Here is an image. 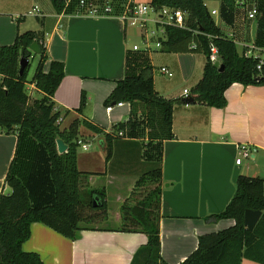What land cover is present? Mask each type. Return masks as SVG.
I'll return each instance as SVG.
<instances>
[{
	"label": "crops",
	"instance_id": "crops-1",
	"mask_svg": "<svg viewBox=\"0 0 264 264\" xmlns=\"http://www.w3.org/2000/svg\"><path fill=\"white\" fill-rule=\"evenodd\" d=\"M206 2L210 12L216 10L212 14L216 24L235 40L242 54L243 47L250 40L245 30L236 26L237 19L229 13L224 0ZM36 6L40 13L32 15L36 17L37 27L26 18V14ZM120 14L96 16L80 10L59 13L51 0H0V45L14 43L18 34L23 32L36 31L43 36L50 60L64 64V77L53 97L56 110L62 113V128L69 127L75 119H85L107 133L120 135L118 124L129 119V103L124 102L110 111L105 103L117 81L125 77L128 57L139 51L131 45L128 36L130 26L120 18ZM239 32L245 42L242 50L237 41ZM197 54H164L170 57L164 66L180 74L190 87L179 89L174 96L176 98H172L176 100L173 137L157 142L161 143L159 157L152 151L151 156H146L147 161L139 158L141 143L149 148L144 123L138 137L114 139L109 160L106 159L103 134L81 125L76 139L79 170L89 173L91 186L105 188L106 200L109 186H115L119 207L142 171L147 170L146 162H154L153 166L161 165V256L170 264L181 263L193 253L201 235L235 224L234 219L214 221L208 218L222 212L229 204L240 175L264 179V85L232 84L225 92L227 103L222 108L197 101L186 104L182 101L184 90L189 89V96H192L191 89L202 77L206 62L202 58L198 64ZM35 59L38 61L39 55ZM50 60L45 64V71L50 68ZM158 78L154 75L156 89L162 95L167 94V89L159 88ZM29 88L36 90L33 84H29ZM36 92L39 98L43 96L38 90ZM84 94L86 104L78 112ZM78 140L89 144V149L84 150L78 145ZM240 144H251L256 151L252 157L237 164ZM19 145L17 133H6L0 127V193L11 192L6 183L10 172L23 173L22 165L16 162ZM99 176L106 178L105 183L96 181ZM118 218L120 224L119 211ZM108 222L109 215L104 225H90L76 239H70L41 222H34L30 238L22 248L39 253L44 264H132L136 258L137 264L142 262L145 253L140 249L147 243L148 236L118 231V224L111 227Z\"/></svg>",
	"mask_w": 264,
	"mask_h": 264
},
{
	"label": "trees",
	"instance_id": "trees-1",
	"mask_svg": "<svg viewBox=\"0 0 264 264\" xmlns=\"http://www.w3.org/2000/svg\"><path fill=\"white\" fill-rule=\"evenodd\" d=\"M51 1L59 13H75L79 9L80 0H71L68 5L64 0ZM113 1L115 13H120L122 0ZM206 1L151 0L149 4L156 9L170 7L183 11L185 27L167 25L162 50L205 54L202 77L192 87L191 94L198 103L222 108L227 103L225 92L232 84L264 85V65L259 70V58L239 53L235 40L216 24ZM34 42L42 45V52L29 77L31 62L36 57L30 50ZM211 44L218 49L217 57L211 52ZM22 57L30 61L20 73ZM145 58L139 52L128 57L125 77L117 81L105 101L107 106L119 101L130 104V117L118 124L120 135H117L85 119H75L69 127H61L58 120L62 113L56 110L53 97L64 77V64L50 60L42 35L29 30L18 34L14 43L0 45V127L6 133L19 135L16 162L23 168L21 175L10 172L6 177L11 192L0 193V264H44L39 253L22 248L30 238L34 222L76 239L82 230L90 225L100 226L108 219L105 188L91 186L89 173L78 168L76 139L81 125L104 135L109 160L114 139L138 137L144 123L147 146H151L157 157L161 155V143L157 142L173 137L176 100L156 89L154 68ZM49 60L50 68L45 71ZM27 84H33L43 94L33 104H29ZM85 104L84 94L77 111L81 112ZM139 115L144 119L139 120ZM59 138L68 145L64 153L58 151ZM162 178L161 165L144 172L119 207L121 219L117 230L148 236L140 249L145 259L138 264H170L161 256ZM96 196L100 199L99 206H94ZM247 209L263 212L253 231L244 224ZM221 219H234L235 224L201 235L197 249L178 264H241L243 259L264 264V179L240 175L229 204L208 218ZM137 260L132 264H137Z\"/></svg>",
	"mask_w": 264,
	"mask_h": 264
},
{
	"label": "rangeland",
	"instance_id": "rangeland-1",
	"mask_svg": "<svg viewBox=\"0 0 264 264\" xmlns=\"http://www.w3.org/2000/svg\"><path fill=\"white\" fill-rule=\"evenodd\" d=\"M88 1L96 4V6L102 5V3H103L102 0H88ZM255 1H256L257 6H258V9H259V15L256 19V37L254 38L252 35L253 21L249 23V20L247 18V9L249 7H251L255 3ZM224 3L227 5L226 7H227L229 13H231L238 20V21L236 20V22H237L236 26H239L240 29L245 30V32L247 33V38L250 39V40H247V41H249V43L245 44V46L243 47L245 42L241 38V33L240 32L238 33L237 41H238L240 50H242V47L245 48L246 45L247 46H255L260 50V51H258V53H260L262 55V58H263L264 57V0H247L246 6L240 5L237 0H224ZM82 9L83 10H81V11H85L84 8H82ZM26 15H27L26 18H27L28 22L31 23V25H35V27H37L38 22L36 20V17H33L32 14H26ZM217 19H219V18H217ZM243 25H245V27ZM154 28H155L154 24L151 23L150 29L153 30ZM128 36H129V41L131 42V45L140 46L141 50H139L138 52L141 54H145V57H146L145 60H147V63L152 64V66L154 68V75L159 76V78H158L159 88L162 87L165 90L167 89L166 90L167 94H164L166 97L176 98L174 96L179 91V89L183 90L184 87H186V88L190 87L189 84H186V82H184L185 80L183 81L180 78V76H179L180 74H177V72L175 70L170 69V71L173 73L172 76H169V75L161 72V68L165 67L164 66L165 61L169 60V58H170V57L164 55L166 53L165 51H162L159 48L157 49L153 45H152L151 51H147L146 49H144L146 47L145 40L148 39L150 44H153V41L155 38H153V37L151 38L145 30H142L138 27H131V26L129 27ZM202 58L206 59V55L198 53L197 58H196L198 64H201ZM37 63H38L37 59L34 58L31 62L29 77H31L33 75L35 68L37 66ZM26 90H27L28 95H29V104H33V102L36 99H38L39 96H38L35 89L29 88V84H27ZM141 118L142 117L140 116L139 120ZM117 135H119V134H117ZM144 137H145V135H144ZM140 146L141 147H139V149H138V155H140L139 158L143 159L144 161H147L145 158L147 155H150V152L152 153V151H151L152 148H151V146H149V148L143 146V143H141ZM142 164H144V163H142ZM153 165H155L154 162L153 163L146 162V166L148 167L147 170L151 169ZM147 170L145 169L144 171H147ZM144 171H142V172L144 173ZM105 180H106L105 177L99 176L96 181L98 183H105ZM108 189H109L108 195H107L108 214H109L108 225L111 227H114L117 224L119 225V223H118V220H119V218H118V211H119L118 207L119 206L118 205L119 204L116 200L115 186H109ZM106 221L103 222L102 225H104L106 223ZM243 264H261V263H257L255 261L244 259Z\"/></svg>",
	"mask_w": 264,
	"mask_h": 264
},
{
	"label": "built area",
	"instance_id": "built-area-1",
	"mask_svg": "<svg viewBox=\"0 0 264 264\" xmlns=\"http://www.w3.org/2000/svg\"><path fill=\"white\" fill-rule=\"evenodd\" d=\"M66 5H68L71 0H64ZM240 5H247V0H237ZM122 11L120 14V18L129 26L131 27H138L142 30H145L147 34L152 38H155L153 44H150L148 39L145 40L146 42V49L147 51L152 50V45L155 48L162 47V40L166 36V26L173 25L177 27H185L186 19L185 14L180 9L170 8V7H163L160 9H156L151 6L149 3H137L134 0H122ZM85 9L86 14L89 15H96V16H106V15H114L116 5L113 0H105L102 5L96 6V4L89 2L88 0H80L79 9ZM65 12V11H64ZM40 13L38 6L33 8L28 12V14H36ZM212 14L216 13V10H212ZM259 15L258 6L255 3L247 9V18L250 22L256 21ZM154 24L155 28L153 30L150 29V24ZM148 38V37H147ZM192 48L195 45H191ZM134 50H141L140 46L134 45ZM260 51L255 46H246L242 52L245 57H254L259 58V62L257 64V68L259 70L262 69L264 65V58L262 55L258 53ZM263 51V50H262ZM211 52L214 57L218 55V49L215 45L211 44ZM161 72L172 76L173 73L167 67H162ZM190 91L188 89L184 90V96H189ZM124 104L123 101H119L113 105L107 106V110H112L115 106H122ZM62 118H59L58 122L60 123ZM78 145H80L84 150L89 149V144L78 140ZM256 151L255 146L251 144H240L239 146V156L236 159L237 164H241L242 161L246 158H250L253 156V153Z\"/></svg>",
	"mask_w": 264,
	"mask_h": 264
},
{
	"label": "water",
	"instance_id": "water-1",
	"mask_svg": "<svg viewBox=\"0 0 264 264\" xmlns=\"http://www.w3.org/2000/svg\"><path fill=\"white\" fill-rule=\"evenodd\" d=\"M252 35L255 38L256 35V21H253L252 24ZM30 50L35 54L39 55L42 52V45L39 42H34L30 46ZM29 59L22 57L20 61V73H23L26 65L29 63ZM184 103H194L196 100L193 96H186L182 100ZM57 148L59 153H64L68 149V145L65 143V141L61 138L57 139ZM101 205L100 199L98 196L94 198V206ZM263 212L261 210H253V209H247L245 212V218H244V224L245 226L250 230L253 231L262 217Z\"/></svg>",
	"mask_w": 264,
	"mask_h": 264
}]
</instances>
